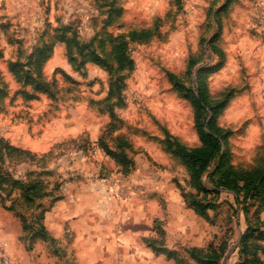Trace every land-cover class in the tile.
I'll use <instances>...</instances> for the list:
<instances>
[{"label":"clouds","instance_id":"9594fccd","mask_svg":"<svg viewBox=\"0 0 264 264\" xmlns=\"http://www.w3.org/2000/svg\"><path fill=\"white\" fill-rule=\"evenodd\" d=\"M5 86L0 264H264V0H0Z\"/></svg>","mask_w":264,"mask_h":264},{"label":"trees","instance_id":"16d2710c","mask_svg":"<svg viewBox=\"0 0 264 264\" xmlns=\"http://www.w3.org/2000/svg\"><path fill=\"white\" fill-rule=\"evenodd\" d=\"M119 51V50H117ZM93 55H95L93 53ZM17 76L19 73L16 72L15 68H11ZM27 82H31L30 77ZM211 127V125H210ZM209 144V150L206 153L200 154V158L207 159L211 162L213 156L217 151L215 142L210 137H205ZM227 159V157H225ZM217 176L220 177V182L217 187L212 188L211 191H206L204 194L209 202L210 207H215V203L211 202V198L208 199L209 195H214L213 198L221 194L223 191L230 192L234 195V199L243 204V210L246 215L249 214L250 208H255L252 214V222L248 221V228L244 237L241 240V253H245L249 250V247H256L255 240H264V220L261 217L262 212H264V172L259 173L257 176H253L249 179L248 183L245 185V190H238L237 186L233 183V178L230 170L227 167H221L217 169ZM222 251L215 254L214 256L207 259L206 264H219L222 257ZM247 264V262H246ZM251 264H261L259 259L251 261Z\"/></svg>","mask_w":264,"mask_h":264},{"label":"rangeland","instance_id":"374dc122","mask_svg":"<svg viewBox=\"0 0 264 264\" xmlns=\"http://www.w3.org/2000/svg\"><path fill=\"white\" fill-rule=\"evenodd\" d=\"M101 45L103 46V41L101 42ZM9 71H11V68L9 69ZM17 82H19V79H18ZM6 88H7V86H5L4 89H0V100H3L7 96V90H6ZM213 196L214 195H212V194L208 196V199L211 198V202L215 203V207L213 209L219 207V204L217 203V201H223V203L225 205H227L228 208L233 207V204L231 203V201L234 200V195L232 193L223 191L221 194H219L215 198H213ZM254 210H255V208H252L251 207L249 214L248 215L245 214V216L247 218V221H251L252 220V214H253ZM224 214H227L226 213V209H221V211L218 213V216L219 215H224ZM261 217L264 220V212H262ZM251 241H255V239H251ZM240 243H241V241H240ZM221 249H223V251H222V254L223 255H222V257H221V259L219 261V264H225L226 261L228 262V264H231V262L228 260V257L225 255L226 245H225V247H223Z\"/></svg>","mask_w":264,"mask_h":264}]
</instances>
